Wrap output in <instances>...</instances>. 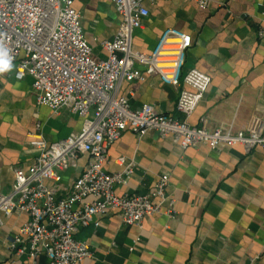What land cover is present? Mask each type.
I'll return each mask as SVG.
<instances>
[{
	"label": "crops",
	"instance_id": "obj_1",
	"mask_svg": "<svg viewBox=\"0 0 264 264\" xmlns=\"http://www.w3.org/2000/svg\"><path fill=\"white\" fill-rule=\"evenodd\" d=\"M145 4L150 14L134 32L133 48L151 53L166 29L181 30L193 41L183 76L197 69L211 78L188 119L191 126L239 131L252 119L264 122V37L259 36L264 0H210L206 10L195 0ZM75 8L93 55L107 58L100 44L115 38L121 21L111 0H76ZM183 88L150 76L124 83L119 94L133 109L151 105L158 113L185 121L177 110ZM83 122L68 109L55 114L39 105L31 77L17 80L15 68L0 73V192H11L15 169L33 165L36 151L30 134L38 124L43 138L54 143L80 133ZM90 161L89 155H81L62 173L59 198L70 194ZM130 163L134 173L126 185L115 187L116 193L149 194L160 178H166L174 217L164 214L167 205L161 214L146 217L141 227L125 224L117 212L96 217L98 227H83L75 236L93 253L82 264H250L253 259L264 264V149L248 154L241 146L182 150L155 131L139 137L129 128L109 148L104 169L118 173ZM28 220L27 214L0 216V264L32 263L27 254L16 255L9 243ZM47 262L45 256L36 260Z\"/></svg>",
	"mask_w": 264,
	"mask_h": 264
},
{
	"label": "built area",
	"instance_id": "obj_2",
	"mask_svg": "<svg viewBox=\"0 0 264 264\" xmlns=\"http://www.w3.org/2000/svg\"><path fill=\"white\" fill-rule=\"evenodd\" d=\"M146 1L111 0L121 21L115 38L100 44L107 58L98 59L86 40L76 0H0V46L11 57L15 78H32L39 105L55 114L68 109L84 121L80 133L54 143L43 138L38 124L30 134V145L36 151L33 165L15 169L11 192H0V216H29L9 243L16 255L27 254L31 264L40 256L48 259L45 264H82L92 258L89 245L75 236L83 227H98L95 218L101 215L117 212L125 224L141 227L146 217L161 214L167 205L164 214L174 217L166 178H160L149 194L116 193L115 187L126 185L132 177L134 163L113 174L107 173L104 165L109 148L129 128L139 137L155 131L182 150L206 146L217 151L241 146L248 154L264 149V122L260 119H252L239 131H210L188 123L211 78L197 69L183 76L186 53L193 41L181 30L166 29L151 53L133 48L134 32L150 14ZM195 1L202 10L210 4V0ZM259 36L264 37V28ZM150 76H158L166 85L185 87L177 104L185 121L158 113L151 105L133 109L129 99L119 94L124 83ZM81 155H89L91 161L70 194L59 198L62 173ZM118 161L124 165L123 158ZM49 181L54 185L49 186Z\"/></svg>",
	"mask_w": 264,
	"mask_h": 264
},
{
	"label": "clouds",
	"instance_id": "obj_3",
	"mask_svg": "<svg viewBox=\"0 0 264 264\" xmlns=\"http://www.w3.org/2000/svg\"><path fill=\"white\" fill-rule=\"evenodd\" d=\"M6 52L7 50L0 46V73L12 68L11 57L7 56Z\"/></svg>",
	"mask_w": 264,
	"mask_h": 264
}]
</instances>
